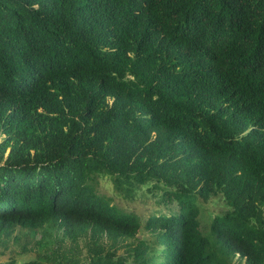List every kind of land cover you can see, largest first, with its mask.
Here are the masks:
<instances>
[{
    "label": "trees",
    "instance_id": "trees-1",
    "mask_svg": "<svg viewBox=\"0 0 264 264\" xmlns=\"http://www.w3.org/2000/svg\"><path fill=\"white\" fill-rule=\"evenodd\" d=\"M49 225L0 264H264V0H0V241Z\"/></svg>",
    "mask_w": 264,
    "mask_h": 264
},
{
    "label": "rangeland",
    "instance_id": "rangeland-1",
    "mask_svg": "<svg viewBox=\"0 0 264 264\" xmlns=\"http://www.w3.org/2000/svg\"><path fill=\"white\" fill-rule=\"evenodd\" d=\"M100 190L113 198V203L126 211L137 213L142 220V228L137 236L121 239L114 247H112L118 256L126 258L132 262L133 250L137 246L143 245V240L151 237V232L145 227L146 218L153 212L164 210L166 207L159 198V191L148 190L143 188L137 193L131 195L118 194L109 178L101 177ZM201 208L200 219L202 220V228L204 232H208L211 218L216 214L223 212V202L219 197H214L209 200H199ZM20 234L19 240L11 239L9 241H0V262L9 261L15 257L20 262L41 257L48 260L50 257V248H55L57 245H66L68 240H65L62 231H58L52 225L46 226L38 230H22L15 232ZM83 244V242H78ZM236 260V259H235ZM234 260V261H235Z\"/></svg>",
    "mask_w": 264,
    "mask_h": 264
}]
</instances>
